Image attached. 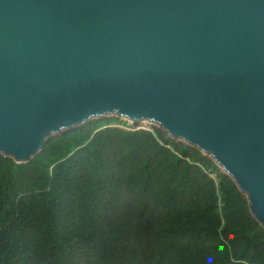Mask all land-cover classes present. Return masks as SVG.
<instances>
[{
	"label": "water",
	"instance_id": "95a60500",
	"mask_svg": "<svg viewBox=\"0 0 264 264\" xmlns=\"http://www.w3.org/2000/svg\"><path fill=\"white\" fill-rule=\"evenodd\" d=\"M108 115L211 156L264 227V0H0V153Z\"/></svg>",
	"mask_w": 264,
	"mask_h": 264
},
{
	"label": "trees",
	"instance_id": "16d2710c",
	"mask_svg": "<svg viewBox=\"0 0 264 264\" xmlns=\"http://www.w3.org/2000/svg\"><path fill=\"white\" fill-rule=\"evenodd\" d=\"M118 121L0 153V264H264V227L211 156Z\"/></svg>",
	"mask_w": 264,
	"mask_h": 264
},
{
	"label": "rangeland",
	"instance_id": "374dc122",
	"mask_svg": "<svg viewBox=\"0 0 264 264\" xmlns=\"http://www.w3.org/2000/svg\"><path fill=\"white\" fill-rule=\"evenodd\" d=\"M108 117H119L117 115H108ZM120 118V121L116 122V125L117 126H121V127H126V128H132L131 126H133L135 123H138V128H148V129H151L152 126H158L156 125L155 123H152L150 121H147V120H143V121H139V122H135V121H131L129 119H126V118H123V117H119ZM222 171H224L222 169Z\"/></svg>",
	"mask_w": 264,
	"mask_h": 264
},
{
	"label": "bare ground",
	"instance_id": "6f19581e",
	"mask_svg": "<svg viewBox=\"0 0 264 264\" xmlns=\"http://www.w3.org/2000/svg\"><path fill=\"white\" fill-rule=\"evenodd\" d=\"M132 121V120H131ZM143 121V120H142Z\"/></svg>",
	"mask_w": 264,
	"mask_h": 264
}]
</instances>
